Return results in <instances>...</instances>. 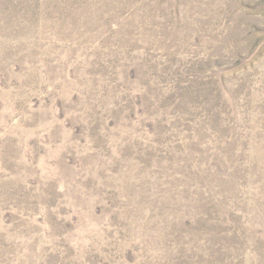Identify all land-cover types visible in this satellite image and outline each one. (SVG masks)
Wrapping results in <instances>:
<instances>
[{
    "label": "rangeland",
    "instance_id": "1",
    "mask_svg": "<svg viewBox=\"0 0 264 264\" xmlns=\"http://www.w3.org/2000/svg\"><path fill=\"white\" fill-rule=\"evenodd\" d=\"M0 264H264V0H0Z\"/></svg>",
    "mask_w": 264,
    "mask_h": 264
}]
</instances>
